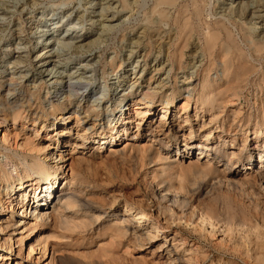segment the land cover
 I'll return each mask as SVG.
<instances>
[{"label": "rangeland", "instance_id": "rangeland-1", "mask_svg": "<svg viewBox=\"0 0 264 264\" xmlns=\"http://www.w3.org/2000/svg\"><path fill=\"white\" fill-rule=\"evenodd\" d=\"M123 1L0 0V101L20 113L0 115V174L23 176V157L62 158L48 208L30 203L24 216L21 203L0 215L1 228L14 223L0 231V254L8 248L0 264H257V256L264 264V181L255 173L264 170V84L257 72L264 60L229 85L218 60L202 71L207 59L194 34L178 69L174 9L159 24L149 13L152 0ZM235 3L211 0L210 19ZM255 10L259 18H232L258 38L264 7ZM65 31L73 41L96 43L75 52L61 46ZM55 49L58 56H47ZM46 67L57 72L42 75ZM68 99V107L52 113ZM116 103L123 106L113 114L127 112L126 123L110 142L104 111ZM160 179L172 189L162 191ZM71 182L88 206L64 209L70 228L50 219L35 223L34 211L53 212ZM243 217L250 227L237 223ZM110 225H121L120 233Z\"/></svg>", "mask_w": 264, "mask_h": 264}, {"label": "bare ground", "instance_id": "bare-ground-1", "mask_svg": "<svg viewBox=\"0 0 264 264\" xmlns=\"http://www.w3.org/2000/svg\"><path fill=\"white\" fill-rule=\"evenodd\" d=\"M210 1L211 0H180V1L179 0H152L149 13L150 15L156 16L157 23L165 24V23H168V20H170L167 14L168 9H174L175 15L172 18V22L175 27V39H174V51L172 54L173 56L172 58H173V61H175L178 64V67H177L178 69L181 68L180 62L184 55V49L190 45L191 37L194 34H196L198 40L201 41L200 51L203 55L206 56V59H207V66L206 68H202V71L207 72L208 70L213 68L215 61L218 60L220 62V70H221L222 76H224L225 78L226 77L228 78V81L226 83L229 85L237 84L239 81L246 79L250 73L255 72V70L257 71L258 68H256L255 63L259 65L263 62L264 60V34L261 37L254 38L251 32L249 31V29H247V27H244L245 22L242 21L240 23H236L235 20H233L232 16L237 15L238 18L241 19L244 15H247V14L249 15V13H251L250 14L251 19L259 18L260 15L255 14L256 12L255 8L257 7V5H261L264 7V0H245V1L244 0H233L234 2L236 1L233 7L232 6L228 7L229 9L226 13L220 14L219 17H214L212 20L210 19V17L215 16L216 13L215 12L212 13L211 12L212 8L210 10V8L207 7ZM122 2L124 5L125 2L123 0ZM97 15L101 16L104 14L102 12L95 13V16ZM207 17H209V19ZM146 18H147L146 21L148 23H151V21L149 20V17L147 16ZM92 23L93 21L91 20L90 24ZM232 28L236 29L238 33V37H236L235 33L232 31ZM86 29L88 31V28ZM87 31L85 30L83 32H87ZM65 35L66 37H64ZM67 35L69 34L66 33L65 31V33L61 37L62 38L60 42L61 46L71 49L75 52H87L90 50L89 49L90 46L96 43V40L92 41L88 39H87L88 41L85 42L83 38L75 39V41H73L70 37L68 38ZM46 43L49 44L51 43V41H48ZM47 56H58V52L56 51V49L52 50L51 53H49ZM47 62L49 61L45 60L41 64L44 65ZM261 68L262 66L259 68L257 72H259L260 77L264 84V70ZM48 70L49 72L47 73L46 71ZM56 72L57 71H55L53 68L48 69L47 67L44 68V72L41 73L40 71L42 75L45 74V75H51V76H53L52 74ZM233 86H236V85H233ZM28 102L29 101H27L26 106H29ZM164 103L167 104V100H165ZM69 105H70V99H68L67 102L61 105L54 106L51 111L53 113L60 109H65ZM15 106H16L15 104H12V103L3 104L0 101V115H2L3 119H5L6 116L9 114L12 115L13 119L14 117L20 114V113L15 112L14 110ZM120 106H123V105H121V103H118L117 105L116 103L114 104L111 110H108V111L103 110L107 117L106 125L110 129L111 133L113 134L110 138H108L110 142L114 141L115 133L121 130L122 127L126 123L125 115L127 114V112L120 114L119 111H116V114H113L114 110H117V109L119 110ZM77 111L78 109H70V112L76 113ZM90 114L91 113L87 109L84 110L85 116L90 115ZM162 119H164V117H162ZM54 125H56V123ZM247 125L248 124H245V126ZM259 126L261 127V131H262V129H264V123L259 124ZM255 127L256 125H254L253 129H256ZM243 128H244V125H243ZM56 129L57 127H55L53 130H56ZM229 131H230V125H228L226 134L229 135L230 133ZM102 138H103L102 135H99L98 140L100 141ZM261 152L262 150L258 152L259 159H261L262 157ZM61 159L62 158L60 155L59 156L49 155V160H51V162L42 163L38 161L36 157L30 158V160H28L26 157H23V159L20 160L19 163L22 164V172L24 174L23 176L16 177V178H13L9 172H7L6 170H3L0 174V181H1L0 184H2L1 190L3 192V195L5 196V199H4L5 205L3 203V206L1 207V210H0V215L2 216L4 214H8V212L6 211H8L11 208L14 209L16 205H20L21 203H22L21 207H23V210L21 211V215L24 214V216L27 213V209L30 203L32 204L36 203L35 206L47 205L46 208H48L51 203V200H53L54 198V194L59 184V180L60 178H62V175H59L56 170L57 164H59ZM174 160L175 159H171L170 162H173ZM258 163H261V161H259ZM208 166L209 168L207 167V169H210V168L212 169L211 164ZM255 173L256 175L259 176L260 179L264 181V170L256 169ZM71 178H72V175H71ZM157 183H160L162 185V191L169 190V188L171 187L170 184H166V182L161 179ZM73 186H75V183L71 182L69 187L67 188L69 190L66 189L67 191L64 193V195L61 196L63 199L62 203L58 206H55L53 209V212H47L45 210L46 208L41 209L40 211H36V212L34 211L32 215H33V218H35L34 219L35 223H38L39 221L44 223L50 219L53 222H57L59 226L61 225L63 227L70 228L69 223L72 220L70 221L68 220L67 217L65 216L63 217L61 215L62 212H64V209L71 208L73 204L80 205L81 207L88 206V203L86 201L83 202L79 200L78 199L79 197L75 194V192H71L70 189ZM47 189L48 191L45 194ZM50 193H52V195H49ZM171 203H174V200H171ZM166 211H168V209ZM180 212L182 213L183 211H180ZM166 215L169 217V219L170 217H172V214L170 212H167ZM199 215L201 219L203 220L206 219L207 221L208 215L204 213L200 214V212H199ZM210 218L211 216L209 217V220L212 222L213 220ZM86 220L91 221L93 220V218L92 219L87 218ZM19 221H21V219ZM9 222L5 221L4 222L5 226L2 228L0 227V231L3 230V228H7L8 226L14 224L13 222L11 224ZM80 223L85 224L84 222H80ZM80 223L73 222L74 227L80 226L81 225ZM237 223L241 225V227L243 225H247V227L251 226L250 224L251 222L247 221L245 217H243L242 220L237 221ZM44 224H47V223H44ZM37 226L38 227L36 229L39 230L40 225L38 224ZM120 226L121 225H110V226H107L106 228L107 230H110L111 232L115 231V232L120 233V229H122L120 228ZM253 226L255 225L253 224ZM40 235L38 237H40ZM147 235L151 237L152 233L147 231ZM28 236L29 235H27L26 237ZM4 238H3V244L5 245ZM41 239L37 238V240L36 239L35 240L37 241V243H40ZM131 243H132L131 245L132 249L130 250H133V248H135V239H133ZM43 248L45 249V245ZM32 249L33 248H31L30 246L28 247L29 251H31ZM7 254H8V248L6 249V251H4L3 254H0V260L5 261L6 260L5 255ZM254 261L257 264H261L263 263V257L262 256L254 257Z\"/></svg>", "mask_w": 264, "mask_h": 264}]
</instances>
